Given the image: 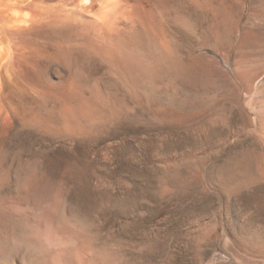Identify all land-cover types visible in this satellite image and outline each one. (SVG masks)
<instances>
[{"label":"rangeland","instance_id":"374dc122","mask_svg":"<svg viewBox=\"0 0 264 264\" xmlns=\"http://www.w3.org/2000/svg\"><path fill=\"white\" fill-rule=\"evenodd\" d=\"M212 23L200 89L172 75L132 93L102 69L93 81L121 105L92 132L0 125V206L61 201L116 264H264V0H212ZM197 31L179 32L184 58L202 52Z\"/></svg>","mask_w":264,"mask_h":264},{"label":"bare ground","instance_id":"6f19581e","mask_svg":"<svg viewBox=\"0 0 264 264\" xmlns=\"http://www.w3.org/2000/svg\"><path fill=\"white\" fill-rule=\"evenodd\" d=\"M198 10L202 24L189 18ZM219 12L223 22L228 8L222 3ZM182 29L200 30L201 53L184 58ZM212 35V0H0V125L93 130L121 105L93 81L102 69L132 93L172 75L171 85L181 75L186 89H200L211 79ZM45 64L55 66L53 75ZM25 67L40 87L35 102L21 82ZM37 198L0 206V264H116L112 243L99 251L61 201Z\"/></svg>","mask_w":264,"mask_h":264}]
</instances>
